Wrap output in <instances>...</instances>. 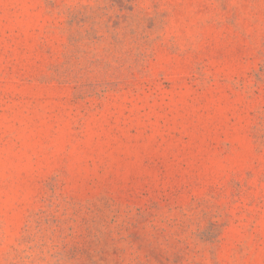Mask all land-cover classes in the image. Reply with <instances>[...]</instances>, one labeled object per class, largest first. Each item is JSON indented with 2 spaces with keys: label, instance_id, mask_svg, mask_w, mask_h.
Masks as SVG:
<instances>
[{
  "label": "rangeland",
  "instance_id": "rangeland-1",
  "mask_svg": "<svg viewBox=\"0 0 264 264\" xmlns=\"http://www.w3.org/2000/svg\"><path fill=\"white\" fill-rule=\"evenodd\" d=\"M0 264H264V0H0Z\"/></svg>",
  "mask_w": 264,
  "mask_h": 264
}]
</instances>
